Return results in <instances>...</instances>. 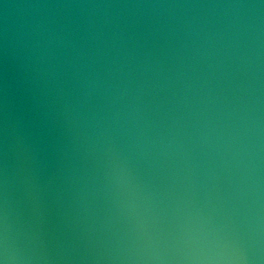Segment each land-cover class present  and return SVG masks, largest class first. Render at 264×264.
Wrapping results in <instances>:
<instances>
[{
	"label": "water",
	"instance_id": "95a60500",
	"mask_svg": "<svg viewBox=\"0 0 264 264\" xmlns=\"http://www.w3.org/2000/svg\"><path fill=\"white\" fill-rule=\"evenodd\" d=\"M0 264H264V0H0Z\"/></svg>",
	"mask_w": 264,
	"mask_h": 264
}]
</instances>
